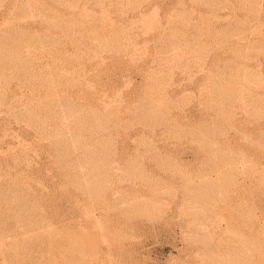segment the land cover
I'll return each instance as SVG.
<instances>
[{
    "label": "rangeland",
    "instance_id": "374dc122",
    "mask_svg": "<svg viewBox=\"0 0 264 264\" xmlns=\"http://www.w3.org/2000/svg\"><path fill=\"white\" fill-rule=\"evenodd\" d=\"M0 225V264H264V0H0Z\"/></svg>",
    "mask_w": 264,
    "mask_h": 264
},
{
    "label": "bare ground",
    "instance_id": "6f19581e",
    "mask_svg": "<svg viewBox=\"0 0 264 264\" xmlns=\"http://www.w3.org/2000/svg\"><path fill=\"white\" fill-rule=\"evenodd\" d=\"M72 105V104H71ZM74 106V105H73ZM73 108V107H72ZM70 111H71V109H70ZM6 190V189H5ZM35 205V204H34ZM35 211V210H34ZM1 226V225H0ZM32 228V227H31ZM259 257V256H258Z\"/></svg>",
    "mask_w": 264,
    "mask_h": 264
}]
</instances>
